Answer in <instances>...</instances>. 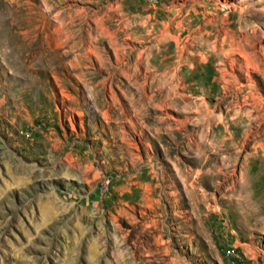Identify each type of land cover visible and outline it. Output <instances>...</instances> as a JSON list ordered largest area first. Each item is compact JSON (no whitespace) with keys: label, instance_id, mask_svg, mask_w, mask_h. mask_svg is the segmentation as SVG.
I'll return each mask as SVG.
<instances>
[{"label":"rangeland","instance_id":"rangeland-1","mask_svg":"<svg viewBox=\"0 0 264 264\" xmlns=\"http://www.w3.org/2000/svg\"><path fill=\"white\" fill-rule=\"evenodd\" d=\"M0 264H264V0H0Z\"/></svg>","mask_w":264,"mask_h":264},{"label":"bare ground","instance_id":"bare-ground-1","mask_svg":"<svg viewBox=\"0 0 264 264\" xmlns=\"http://www.w3.org/2000/svg\"><path fill=\"white\" fill-rule=\"evenodd\" d=\"M187 31V30H186ZM189 35V34H188ZM164 36V35H163ZM186 36H187V34H186ZM174 38V37H173ZM176 38V37H175ZM188 38V37H187ZM159 40H161V39H159ZM180 54V53H179ZM181 59V58H180ZM186 63H187V61H186Z\"/></svg>","mask_w":264,"mask_h":264}]
</instances>
